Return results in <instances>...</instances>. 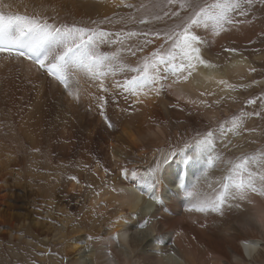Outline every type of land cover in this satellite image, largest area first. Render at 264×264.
I'll return each mask as SVG.
<instances>
[{"label": "bare ground", "instance_id": "obj_1", "mask_svg": "<svg viewBox=\"0 0 264 264\" xmlns=\"http://www.w3.org/2000/svg\"><path fill=\"white\" fill-rule=\"evenodd\" d=\"M16 1L2 0V3L10 4L12 12L22 15L40 17L61 13V18L68 22V15L72 14L104 17L112 14L113 8L120 4L119 0H88L86 3L84 0ZM224 26L231 28L233 25L226 23ZM244 27L245 24H240L241 32L230 37L231 47L241 48L239 46L243 44V40L253 38L258 32V24L252 25L248 34H245ZM232 32L237 34L238 29L232 27ZM196 33L200 37L198 46L203 58L215 67L205 68L200 65L189 80L183 81L177 80V75L171 69L165 71L164 65L160 66V76L163 79L156 89L153 90L152 86L148 85L139 95L130 98L128 107V112H131L130 118L127 124L121 126L122 134L117 133L118 136L115 137L119 141L116 149L113 146L111 148L112 157L115 158L113 161L119 169H123L124 160L118 161V158H125L124 155H128L124 148L139 150L137 157H133L134 162L140 159V155L147 156V160L141 162H152L149 170L154 168L158 158L172 149V147L166 149L165 146L172 141H179L177 135L181 133L192 135V128L202 118L209 123H216L223 113L229 112V109L235 105L241 88L244 89L243 83L247 79H252L254 59L259 58L256 53H228L225 51L227 47L222 43L208 38L207 30L201 27L196 29ZM121 39L125 38L121 37ZM158 41L154 39L149 46H154ZM3 63H11V60ZM5 71H0V88L5 87L4 81L9 77L22 73L17 65L13 67L11 73L5 75ZM120 76L116 77L119 81H123L126 77ZM77 80L79 83H75ZM220 80L236 87L229 89L218 83ZM72 81L74 89L70 91L79 104L75 109L74 117L64 115L66 125L73 127L72 125L76 123V126L80 127L81 119H88L91 116L93 120L89 119L87 122L98 124L97 117L101 110L92 113L84 105L95 102L89 95V92L96 87L95 84L89 83L83 74L76 75ZM107 88L109 90L107 93L104 92V97L110 99L112 93L109 91L113 87L109 85ZM113 92L115 95L120 94L118 104L125 103L120 91L115 89ZM79 95L83 97L82 102ZM181 96L182 98H178ZM199 101H205L206 104H200ZM32 104L35 105L37 102L32 101ZM152 108L160 110L165 121L170 125L166 126L165 122L158 123ZM33 109L37 110L36 107ZM33 109L28 113H33ZM59 109L66 113L72 110L70 103ZM59 116L62 117V114ZM141 119L144 122L147 119L152 129L144 125ZM20 128L29 130L31 123L27 126L22 123ZM229 135L231 139L226 142L225 139ZM245 141L246 137L242 133L239 135L231 132L228 134L227 131L223 135L216 133L214 141L216 153L213 155L222 154L227 158L230 152L241 153L248 150L249 145L245 144ZM161 146L163 149L159 152ZM8 160L9 153L0 146V167L6 165ZM137 166L140 167L141 164ZM99 172L100 175L95 182L96 192L87 205L86 213H94L95 210L100 213L106 228L105 235L94 245L88 244L86 235H77L68 240L64 251L74 257L75 264H99L97 259L102 257L110 262L108 264H264V197L252 193L250 201H241L229 196L219 211L200 212L196 210L199 206L197 196L189 197L186 194L188 191H197L199 198H203L211 194L212 189L209 185L213 188L219 187V181L225 172L224 166L218 161L214 160L209 165L205 155L184 164L177 156L163 166L160 171L161 180L155 187L151 186L153 180L150 171L137 175L136 171L125 168L122 174L119 173L120 177L111 180L110 183L105 179V171ZM125 176L132 182H126ZM182 184L184 186H181ZM153 196L158 197L159 200H153ZM77 199L78 197L75 201ZM101 220L93 217V223ZM66 223L67 219L59 221V225ZM55 235L57 233L54 232L53 237Z\"/></svg>", "mask_w": 264, "mask_h": 264}, {"label": "rangeland", "instance_id": "obj_2", "mask_svg": "<svg viewBox=\"0 0 264 264\" xmlns=\"http://www.w3.org/2000/svg\"><path fill=\"white\" fill-rule=\"evenodd\" d=\"M119 1L120 4L113 8V13L104 17L72 14L68 15L69 22L61 18V13L39 17L56 27L63 26L67 21L65 26L69 27L102 29L113 33V38L116 33L126 34L135 31L149 33L152 42L154 39L159 40L152 47L149 46L150 44H144L145 38L142 36L124 39L123 45H101L100 50L107 53L117 51L121 47L125 49L130 47L134 50L137 46L143 47V51L137 52L136 55L127 51L120 53L127 68L123 73L116 72L114 77L110 75L105 82L106 87L109 85L112 87L115 81H119L116 77H121L120 75H125V78L135 75L129 69L141 64L152 52L161 50L167 43L164 33L175 28L184 18L182 13L180 18L171 16L154 20L152 18L154 15L163 16L164 11L173 9L156 8L153 6V0ZM86 2L88 0H84V3ZM129 4L132 5L131 8L127 7ZM244 11L247 13L246 16L238 14L233 16L238 22L231 25L238 29L237 34L232 32V27L213 28L210 25L202 28L208 31L210 40L222 43L228 48L232 46L230 37L241 32L240 24L246 25L245 34L252 29L250 28L252 25L258 24L257 34L253 38L243 40V44L239 46L241 48L236 49L239 53L258 55V60L254 59L252 79H247L243 83V90L239 87L241 90L235 105L229 109V112L223 113L220 120L209 123L202 118L204 120L197 121L192 128V135L187 136L186 133L177 135L179 141H172L165 146L166 149L172 147L170 150L178 151L185 142L191 143L197 133L207 131L209 127L215 128L217 123H226L233 115L240 116L242 112L253 111L264 113V5L257 0L251 8L245 7ZM84 18L86 19L83 21ZM141 20L145 23H140ZM153 32H159L160 37L152 36ZM11 55L13 54L1 52L0 71L6 70L4 74L7 75L17 65L24 75L20 73L9 77L4 81L5 87L0 88V146L9 153L7 164L0 167V264H75L74 257L64 251L68 240L77 235H86L88 244L94 245L105 235L106 228L100 213L97 210L94 213H86L87 205L96 192L95 182L100 175L99 171H105L107 183L120 177L119 173L122 174L125 168L136 171L137 175L150 171L152 162H141L146 161L147 156L140 155V159L134 162L139 153V150L134 148L131 150L124 148L128 155L125 154V158H118V161L124 160L123 169L115 165V158L112 157L111 148L113 146L116 149L119 144L115 137L118 136L117 133L122 134L121 126L127 124L130 118L131 112H128V107L130 98L134 96L122 93L125 103L118 104L120 94L115 95L113 88L109 91L112 93V98L104 100L102 109L104 115L97 117L98 124L87 122L89 119L93 120L91 116L88 119L82 118L80 127L76 126V123H74L76 127L72 124L70 125L73 127H69L63 117L65 114L74 117L75 109L79 104L75 101V95H68V92L74 89V82L71 89H65L55 78L48 76L43 70H38L37 66L27 58L18 55L11 57ZM9 60L11 63H3ZM75 77L76 75L71 79ZM87 80L95 84L88 77ZM89 95L95 102L84 105L92 113H98L101 109L98 107L96 97L104 96V92L95 87ZM79 97L82 102L83 97L81 95ZM249 99L257 103H246ZM32 101H36L37 104L33 105ZM67 103L71 104L72 110L69 113L60 111L59 107H66ZM35 107L36 111L33 109ZM31 109L33 113H28ZM153 111L156 113L158 123L165 122L166 126L170 125L165 121L160 110L152 108ZM60 114L62 117L59 116ZM141 122L152 129L147 119L145 122L141 119ZM22 123L25 126L31 123V128L22 130L20 128ZM243 123L244 128L240 133L246 137L245 144L249 145V149L241 153L230 152L228 159H236L245 153L249 156L258 155L264 151V116H247L243 118ZM229 139H231L230 135L225 141ZM162 149L163 146L159 148V152ZM153 157L155 158L156 155ZM139 163L140 167L137 166ZM252 167L255 168V165ZM122 177L124 179L123 175ZM128 181L129 178L126 182ZM131 182L130 180L129 183ZM93 217L101 221L93 223ZM61 219H67V223L59 225ZM56 227L57 231H55ZM54 232L57 233L55 237H53ZM97 262L110 263L105 257L98 258Z\"/></svg>", "mask_w": 264, "mask_h": 264}, {"label": "snow or ice", "instance_id": "obj_3", "mask_svg": "<svg viewBox=\"0 0 264 264\" xmlns=\"http://www.w3.org/2000/svg\"><path fill=\"white\" fill-rule=\"evenodd\" d=\"M256 2L257 0H212L210 3L208 0H203V2L201 0H153V6L156 8L173 9L164 11L163 16L154 15L152 17L154 20L171 16L180 18L182 13L184 18L179 25L164 33L167 43L162 46L161 50L152 52L149 57L143 59L141 64L129 69L135 75L123 81H115L112 87L121 93L137 96L148 85H151L153 90L156 89L160 80L163 79L160 76L161 65H164L165 71L171 69L177 75V80L183 81L189 80L200 65L205 68L215 67L203 58L198 46L200 37L196 29L207 28L210 25L213 28H223L226 23H237L238 21L233 18L234 14L246 16L245 7L251 8ZM258 2L264 5V0H258ZM0 5H2L0 6V52L14 51L17 55L26 57L37 66L38 70H43L48 76L55 78L65 89L72 87L71 78L74 75L83 74L95 82L98 89L107 93L109 89L105 82L108 77L110 75L114 77L116 72H123L127 68L120 53L127 51L136 55L137 52L143 51V47L137 46L135 50L130 47L127 49L121 47L117 51L107 53L102 52L100 46L104 44L123 45L122 36L125 39L142 36L145 38V45L152 43L147 32L116 33L113 38V33L102 29L76 26L56 27L46 20H41L38 16L12 12L11 5L2 3V0H0ZM127 7L131 8L132 5L129 4ZM140 23L143 24L145 21L141 20ZM151 35L159 38L161 34L153 32ZM225 51L235 53L236 48L230 47ZM218 83L229 89L236 87L227 84L224 80ZM207 94L211 95V93ZM68 95L72 96L73 93L69 91ZM104 100L105 97L102 95L97 97L102 116L104 115L102 110ZM189 102L197 103L196 101ZM199 103L206 104L205 101H199ZM246 103L256 104L257 101L249 99ZM253 115L264 116V113L253 111L251 113L242 112L240 116L233 115L226 123H217L215 128L209 127L207 131L197 133L191 143L185 142L178 151L170 150L163 153L158 158L156 166L150 169L153 180L151 186L155 187L159 184L160 171L163 166L177 156L180 157L182 163L188 164L206 155L209 165L214 160L218 161L224 166L226 174L219 181L218 188L209 185L212 191L208 196L199 198L197 191L186 193L189 197L197 196L199 200L197 211H219L229 196L241 201H250L252 193L264 197V151L252 156L246 153L241 154L236 159H228L222 154L213 155L216 153L214 144L216 133L223 135L227 131L239 135L244 128L243 118ZM252 165H255V168ZM152 199L159 200L156 196Z\"/></svg>", "mask_w": 264, "mask_h": 264}]
</instances>
